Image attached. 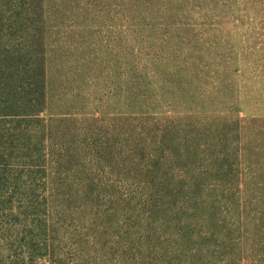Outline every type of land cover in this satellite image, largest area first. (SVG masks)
Here are the masks:
<instances>
[{
    "label": "rangeland",
    "instance_id": "rangeland-1",
    "mask_svg": "<svg viewBox=\"0 0 264 264\" xmlns=\"http://www.w3.org/2000/svg\"><path fill=\"white\" fill-rule=\"evenodd\" d=\"M0 264H264V0H0Z\"/></svg>",
    "mask_w": 264,
    "mask_h": 264
}]
</instances>
